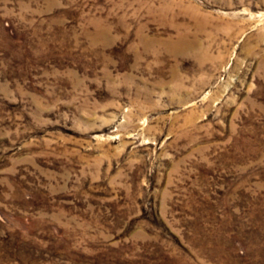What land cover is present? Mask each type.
<instances>
[{
    "label": "rangeland",
    "instance_id": "obj_1",
    "mask_svg": "<svg viewBox=\"0 0 264 264\" xmlns=\"http://www.w3.org/2000/svg\"><path fill=\"white\" fill-rule=\"evenodd\" d=\"M0 264H264V0H0Z\"/></svg>",
    "mask_w": 264,
    "mask_h": 264
}]
</instances>
